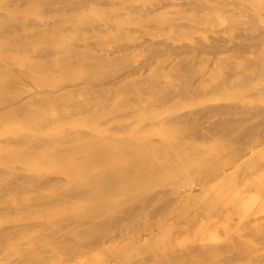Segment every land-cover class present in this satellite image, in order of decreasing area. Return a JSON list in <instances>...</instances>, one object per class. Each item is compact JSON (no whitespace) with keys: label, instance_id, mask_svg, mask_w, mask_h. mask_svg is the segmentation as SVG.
I'll list each match as a JSON object with an SVG mask.
<instances>
[{"label":"bare ground","instance_id":"obj_1","mask_svg":"<svg viewBox=\"0 0 264 264\" xmlns=\"http://www.w3.org/2000/svg\"><path fill=\"white\" fill-rule=\"evenodd\" d=\"M15 1L0 5L7 10L0 14V61H4L0 62V122L13 124L7 131L10 135L0 140V250L12 258L8 264H49L52 257L63 261L81 250L87 255L86 264H129L147 252L159 256L161 264H264V245H254L264 243V227H254L213 246H203L195 236L198 231L190 230L184 243L190 241L189 245L195 246L192 250L165 253L179 248L172 241L179 215L182 221L192 223L199 212L218 211L233 201L244 181L254 184L255 198L264 190V172L255 173L264 163V105L259 103L264 99V52L245 63L223 59L208 72L204 62L196 60L197 52H219L227 38L210 37L207 44L188 33L195 25L209 21L217 10L229 12L230 26L236 28L244 22L238 15H245L249 32L237 33L240 41L229 49L245 51L250 45L244 41L264 42V0H235L231 5L226 0H158L150 6H130L129 11L138 16L124 23L121 13L80 16L84 8H109L105 0H39L36 5L42 13L54 9L62 14L59 21L48 24L37 17L22 16L23 11L12 5ZM243 1L252 4L251 10ZM175 6L171 13L177 17L167 15ZM205 10L209 15L201 14ZM189 11L190 21L179 22ZM153 12V17H146ZM125 23L140 24L141 31L150 37L140 43L127 42ZM89 29L92 35L84 33ZM180 39L188 42H173ZM116 40L123 42L104 53L88 49L92 42ZM37 43L44 46L33 49ZM143 44L152 48L154 56L161 49L186 56L180 61L166 63L165 58L149 64L152 73L146 92L159 103H173L159 115L139 98H129L114 110L134 107L129 113L139 112L133 121L113 128L103 125L94 106L109 109L106 93L111 82L106 79L137 73L138 67L124 70L129 66V50ZM12 54L18 56L17 61H8ZM19 62L22 69L16 66ZM37 72L43 76L36 77ZM210 73L222 77L203 92L199 88L209 83ZM23 75L35 78L43 88L27 93L19 87ZM139 85L127 82L122 89L136 95L143 91ZM79 93L85 97L74 101ZM217 93L236 102L211 103L171 115L182 105V98L205 100ZM249 97L254 99L244 102ZM45 109H56L59 116H45ZM75 116L78 118L73 120ZM64 120L87 129L74 130L67 122L59 134L48 132L50 124ZM152 135L159 137L157 141ZM207 137L214 139L213 148L188 143L206 141ZM225 141L232 147L229 154L212 152L225 146ZM33 158L36 160L31 162ZM56 160L65 162L61 169L68 173L67 178L14 171L36 170L44 162ZM15 161L22 166L14 165ZM49 188L54 194L42 193ZM33 190L39 194L24 202V195ZM189 192L195 197L189 198ZM33 214L40 218L34 223L28 221ZM170 218L175 226L166 221H172ZM101 243L107 254L83 251ZM55 250L63 252L58 255Z\"/></svg>","mask_w":264,"mask_h":264},{"label":"rangeland","instance_id":"obj_2","mask_svg":"<svg viewBox=\"0 0 264 264\" xmlns=\"http://www.w3.org/2000/svg\"><path fill=\"white\" fill-rule=\"evenodd\" d=\"M10 0H0V5L1 4H11L9 3ZM37 1L39 0H33L31 2H33V4L30 3L29 0H17L12 5H15V7H19V12L23 11L22 16L27 17L28 19H32L33 17H37L40 19L41 22L44 23H50V21H59L62 18V14L59 11H56L54 9L51 10H47L46 13H42V10L40 8L37 7ZM44 1H50V0H44ZM106 3L108 2L109 8L108 7H102L101 9L99 8H94V7H89L87 9L84 8V11L80 14L81 17H86V16H93V15H97V14H101L98 17H103L107 12H112V13H121L122 14V20L121 22H125L127 21H135V19L137 18L138 14H136L135 12H131L129 11V7H133V6H140V5H145V6H150L153 4H156L158 0H130V1H125V0H105ZM177 1V0H175ZM230 3V5L232 4V2H234L235 0H226ZM30 3V4H29ZM112 4V5H111ZM243 4L248 6L249 10L250 7L252 6L251 3L243 1ZM229 5V7H231ZM110 6H114L113 8ZM36 8V9H35ZM112 8V9H111ZM172 9H176L175 7H171L168 9V11L170 13H168L167 15H172V17H177L175 14H172ZM39 11L40 14L39 15ZM49 11V12H48ZM26 12H27V16H26ZM99 12V13H98ZM209 10H205L202 11L201 14L204 15H209ZM250 12V11H249ZM3 13H7L6 7H0V14ZM25 15H24V14ZM155 12L151 13L150 16H146V17H153V14ZM185 13V14H184ZM182 16H180V20L179 22H189V18L192 15L191 12H184ZM264 13V12H263ZM156 14V13H155ZM39 15V16H38ZM206 15V16H207ZM212 15H214L213 17H211V19L207 22L204 23H199L197 25H195V28L191 29L188 31V33L193 36V37H200L203 38L205 40V42L210 43V37H222V38H227L226 39V43L224 44V46L222 47V49L218 52H214L212 50H206L205 52L199 53L197 52L196 54L198 55L196 57V60L199 62H204V64L206 65V71H212L214 69V67L216 66V64H218L217 62L225 59V60H231L235 63H245L246 60L255 58L257 55L261 54L264 52V42H261L259 44H254V42H251V40H247L244 41L245 44H249L250 46L248 47L247 50L245 51H236V50H229L233 47V45L235 44V42H239L240 39L236 38L235 35H237V33H248L249 32V25L248 23L245 22L246 20V16L245 15H238V18L241 19L242 21H244L242 23V25L240 26V28H236V27H232L230 26V20H229V12L224 11V10H217V12L213 13ZM145 17V18H146ZM0 20H1V16H0ZM261 24L264 26V22H261ZM5 26V25H4ZM123 27L125 29V31H127L128 33V38L130 39L127 42H134V41H138L139 43L143 41V39L145 37H150L146 34H144L141 29L142 26L138 23H125L123 24ZM0 30H1V26H0ZM70 33V32H68ZM85 34L87 35H92L93 31L92 29L86 30L84 31ZM208 34V35H207ZM123 42L121 40H116V41H107L104 44H98V43H94L92 42V46H90L88 49L89 50H93L94 52H100V53H104L105 49L114 47V45H116L117 43ZM176 45H180V44H186L188 41L186 39H180V40H176L173 41ZM44 46L43 43H37V45L32 46L33 49L36 48H40ZM129 66L124 70L127 71V69L131 70L133 68L138 67L137 73L131 74L130 76H127L126 78H121L122 76L119 77H110L107 78L106 81H110L111 84L109 86L108 92L106 93V96L108 97V99L110 100L109 102V109L107 110V108L103 107V106H99V105H95L94 110H96L98 112V122L102 123L103 125H106L108 127H118L122 124L125 123H129L131 121H133V119L135 118L136 114H138L139 111H137L136 114H130L132 111V107L128 108L127 110H114V108L121 103L124 100H127L129 98H139L142 103L144 105H150L152 107V111L155 114H159V115H164L166 113L167 110L170 109V106L172 105L173 102H169L166 104L163 103H159L155 98H153L152 96H150L147 92H146V87H147V79H149V77L151 76V69L152 66L149 67V64L152 63V65L157 64L158 62L162 61L163 59H167L166 63H169L170 61H180L182 59H184L186 56L185 55H176L174 52L173 53H169L166 52L165 49H161V51L159 52L158 55L154 56L153 50L152 48H150L147 44H143L142 46H140L137 49H131L129 50ZM166 53V55H165ZM13 59L8 58V61H17L18 56H15L14 54H12L11 56ZM35 58V57H34ZM31 60V59H30ZM34 59H32L31 61H33ZM0 62H4L3 60ZM35 62V61H33ZM17 67L19 68H23L24 65L23 63L19 62L16 64ZM264 67V64H263ZM123 71V72H124ZM211 74V73H210ZM212 73L211 75H209V83L206 84V86L200 87L199 89L203 92L208 91L209 89H212V84H214L215 82H218V80L222 77L221 74L217 75ZM43 73L41 72H37L36 73V77H42ZM177 82H180V80H176ZM60 82V81H59ZM127 82H137L139 83L140 87L143 89V91L139 92L136 95H133L132 93H130L127 90L122 89L123 85ZM62 83V82H61ZM19 87L23 88V90H26L27 93L30 92H34L36 91L37 87L39 89L43 88V87H39L38 84L35 82V78L33 77H27V76H22L21 81L19 83ZM214 97H209L208 99L205 98V100H201L198 99L196 100V98H182L180 101L182 103V105L180 107L174 108L173 109V113L171 115H178V114H182L185 112H192L194 109H196L198 106H207L211 103H217V104H221L223 102H236V100L234 98H223L219 93L214 94ZM85 97L84 94H75L74 96V101L77 100H82ZM254 98H248V99H244V102H249L252 101ZM260 104L264 105V99H262L261 101H259ZM112 110V111H111ZM130 112V113H129ZM45 116H49L52 118H56L59 116V113L56 109H45L42 113ZM126 114V115H124ZM232 116V115H231ZM217 118L219 116H216ZM75 118H78L77 116L73 117V120H76ZM71 119V120H72ZM71 120L66 121L64 120V122L62 121H55L54 123L50 124V126H48L47 130L48 132H55L57 134H59L61 132V129L64 125V123H72V129L74 130H81V129H87V127L83 126L82 124H78L76 122H72ZM159 120H161L159 118ZM135 122V121H134ZM1 130L0 131V140L6 138L8 135H10L9 132H7L11 127H12V123H1ZM209 136H211V134H207ZM224 137V136H222ZM159 137L157 135H152L151 139H153L154 141H157ZM179 137H175L176 140H178ZM182 141H184L182 139ZM198 141V142H197ZM228 141V140H226ZM225 141V144L227 143ZM190 144H195V145H200V146H207L213 148L214 145V139H211L210 137H207L206 141H201V140H189ZM207 143V144H205ZM232 150L231 145L226 144L225 146L220 147V149H212V152L215 153H221V154H229L230 151ZM36 159L33 158L31 159V162H34ZM16 166H22L21 162H14L13 163ZM65 162L64 161H46L43 163V165L36 169V170H26V169H19V170H14L15 172L18 173H30V174H34V173H38L39 176L41 177H45V178H54V177H58V178H67L68 177V173H66L65 171H63L61 168L64 167ZM0 166H1V161H0ZM18 168V167H17ZM60 169V170H58ZM57 170V171H56ZM263 173L264 172V163H260L255 171V173ZM241 180V179H240ZM245 178L243 177L244 181ZM247 181H244V183L240 184L243 185L241 186V190L238 191V193H236L235 195H233L234 199L233 201H229V203L223 204L224 207L220 208L218 211L213 212H205V216L204 212H199L195 215L194 220H192L190 222H186V220H183V217L181 215H179L178 218L175 219V221H178L175 226V224L173 223V219L172 215H169L172 221L167 220L169 217H167L166 221H169L168 223H170L172 225V223L174 224L175 230H173V234H172V241L174 243H176L179 248H175L176 250H169L166 251L165 253L167 254H178L179 249L181 248V250H192L195 246H191L189 245V242H185V237L187 238L190 234V230L192 231H198L197 235L195 236H199V238L197 239H201L202 240V245L203 246H213L215 243L221 244L226 240H229L231 238L242 236L245 233H247L250 229L254 228V227H264V217H261V215L264 216V190L260 193L259 197L257 196L256 199L254 196H256L255 192V187L253 186L254 184H252V181L249 183H246ZM240 183V182H239ZM246 186V187H245ZM54 189L53 188H49V189H43L42 193L51 195L54 194ZM39 194L38 191H29L28 193H26L24 195V202H31V198L36 197ZM188 194V192H187ZM190 196L189 198H193L194 196V192H189ZM237 195V196H236ZM9 198L12 196V194L7 195ZM255 198V200H254ZM74 206V205H73ZM251 206V207H250ZM249 208V209H248ZM247 209V210H246ZM246 210V211H245ZM218 212V213H217ZM246 212V213H245ZM204 216H202V214ZM209 213V214H208ZM217 213V214H216ZM34 214H39V213H34ZM34 214L30 217V219L28 220L29 222H36L38 221L40 218H38V216H34ZM20 215V214H19ZM209 216V217H208ZM21 217V216H20ZM182 217V218H181ZM206 217V219L204 218ZM210 218V220H209ZM0 219L1 216H0ZM179 219V220H177ZM213 219V220H212ZM252 219V220H250ZM249 221V222H248ZM185 222V223H184ZM203 222V223H202ZM190 223V224H189ZM169 224V225H170ZM189 224V225H187ZM144 225V222H143ZM170 225V226H171ZM191 225V226H190ZM173 226V225H172ZM182 228H181V227ZM145 227V225L143 226ZM180 227V228H179ZM201 228V232L199 233V229ZM173 229V227H172ZM188 229V230H187ZM156 232L152 230L151 235L154 237V234ZM235 233V234H233ZM201 234V235H200ZM194 236V234H193ZM144 238V236H142ZM176 242H175V241ZM25 242L27 243V240L25 239ZM182 242V243H181ZM195 242V239L194 241ZM103 243H108L107 241L103 242ZM103 243H101V247L98 244L97 247H93V248H87V249H83L84 252H87L89 255H101V254H107V249L104 252V248L105 246L103 245ZM173 243V244H174ZM184 243V245H183ZM255 246L262 248L264 243H254ZM183 246V248H182ZM99 248V249H97ZM103 250V251H101ZM93 251V252H92ZM56 254L61 255V253L63 252V250H60L58 253L55 250ZM147 252L145 255L141 254L138 255L134 258V260L129 263V264H161L162 260L160 259V257L158 255L157 258L156 257H152L151 255L153 254L152 252ZM174 253V254H173ZM155 254V253H154ZM87 256V255H86ZM85 254H82V250L78 251V252H74L71 253L70 256L65 257L63 261L57 260L52 257L49 264H86L85 263V259H86ZM108 257L110 258V256L108 255ZM12 258H8L4 252L2 250H0V264H8L9 261H11Z\"/></svg>","mask_w":264,"mask_h":264}]
</instances>
